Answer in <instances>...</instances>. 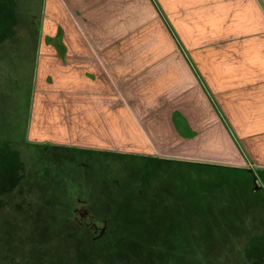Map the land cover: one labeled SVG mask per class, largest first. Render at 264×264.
<instances>
[{"label":"rangeland","instance_id":"rangeland-1","mask_svg":"<svg viewBox=\"0 0 264 264\" xmlns=\"http://www.w3.org/2000/svg\"><path fill=\"white\" fill-rule=\"evenodd\" d=\"M43 1L0 0V264H264L263 170L158 154L127 164L43 139L70 147L46 151L45 143L29 139ZM198 1L175 0L174 7L173 0H144L143 28L136 5L128 2V30L118 48L129 56L173 48L190 55L183 14L188 9L205 17L207 1L197 6ZM255 2L264 15V0ZM235 29L244 30V23ZM252 29L248 24L245 38L234 36L232 42H264ZM58 34L55 41L62 42ZM57 48L61 53L64 47ZM127 176L136 179L129 186L134 197L138 179L153 192L149 217L132 203L99 200L104 183ZM82 196L93 208L117 214V235L106 251L68 239L78 236L67 219Z\"/></svg>","mask_w":264,"mask_h":264},{"label":"crops","instance_id":"crops-1","mask_svg":"<svg viewBox=\"0 0 264 264\" xmlns=\"http://www.w3.org/2000/svg\"><path fill=\"white\" fill-rule=\"evenodd\" d=\"M206 1L203 18L184 8L190 55L129 56L127 5L143 28L144 0H44L29 139L264 171V42H232L250 23L264 39V15L256 0Z\"/></svg>","mask_w":264,"mask_h":264},{"label":"flooded vegetation","instance_id":"flooded-vegetation-1","mask_svg":"<svg viewBox=\"0 0 264 264\" xmlns=\"http://www.w3.org/2000/svg\"><path fill=\"white\" fill-rule=\"evenodd\" d=\"M35 142V141H34ZM41 143V142H40ZM45 143V144H43ZM43 147H45L46 151L49 148L52 149H65L70 148L66 145L61 144H50L47 141H42ZM80 148L85 150H90L95 152L96 155H99L98 158L103 160L107 156L114 155V158L120 162H124L130 164L131 162H135L139 160L141 157L146 158L149 155L145 154H138V153H131V152H122L116 150H108V149H96V148H89V147H74ZM113 158V157H112ZM132 159V160H131ZM127 160V161H126ZM135 160V161H134ZM133 165V163L131 164ZM109 178V177H108ZM136 180L133 177H126L123 180L118 179H109L106 183H104V188H102L103 192L100 193L99 200L103 205L106 204H113L112 201L116 199V201L124 202V205L133 204L137 207H140L141 210L145 212L147 217L150 216V213L155 205L152 201L153 192H150L146 189L144 179H138L135 183V192L137 197H134L133 189H130L129 186L131 185V180ZM122 181V182H121ZM121 182V183H120ZM114 183L120 184L119 187H115ZM132 184V185H133ZM101 190V191H102ZM115 210H119L116 206H114ZM116 210V211H117ZM68 225L69 228L75 230L76 235L78 236H69L68 239L72 238L78 242L79 239L83 240V243L86 245L85 247H89V249H97L106 251L108 249L107 242H110L114 237L117 235V214L116 216L109 214L107 210H100L98 208H93L92 203L89 197L82 196L81 198L77 197V201L71 208L69 215H68ZM63 233V232H62ZM59 233L60 236L63 234ZM67 235L68 233L65 232ZM64 236V235H63ZM62 236V238H63ZM72 244V242H71ZM70 242L68 241L67 245L71 246ZM94 251V250H93Z\"/></svg>","mask_w":264,"mask_h":264},{"label":"trees","instance_id":"trees-1","mask_svg":"<svg viewBox=\"0 0 264 264\" xmlns=\"http://www.w3.org/2000/svg\"><path fill=\"white\" fill-rule=\"evenodd\" d=\"M60 39V34H58L57 36H55V37H49V38H47L48 39V41H52V42H55V40L56 39ZM196 73V75H197V72H195ZM198 76V75H197Z\"/></svg>","mask_w":264,"mask_h":264}]
</instances>
